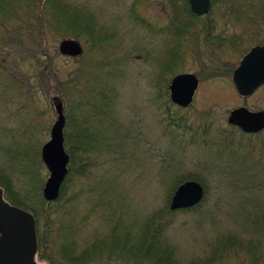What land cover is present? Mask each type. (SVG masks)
<instances>
[{
  "label": "rangeland",
  "instance_id": "obj_1",
  "mask_svg": "<svg viewBox=\"0 0 264 264\" xmlns=\"http://www.w3.org/2000/svg\"><path fill=\"white\" fill-rule=\"evenodd\" d=\"M81 1L94 12L96 23L112 35L107 45L110 55L104 59L111 64L116 87L112 115L116 122L111 134L115 149L126 156L119 160L120 155L115 154L109 163L105 159L89 179L73 183L66 196L72 197L79 188L97 181L95 192L105 189L107 199L112 198L115 203H111L125 212L123 222L136 223L134 232L143 227L150 213L164 206L173 177L198 178L204 185L201 205L192 213L173 214L165 222L174 258L179 264H264V241L259 244L262 238L256 233L255 222L264 217V131L259 137L242 135L226 122L229 111L241 105L264 110V85L242 97L231 77L199 78L192 103L178 109L165 98L160 79L171 75L160 74L158 68L164 35H157V29L169 18L166 0ZM132 3L134 12L145 19L147 28H154V34L128 13ZM3 28L0 26V34ZM230 32L227 28L226 33ZM60 39L50 32L42 33L39 42L46 47L51 63L38 66H32L29 56L40 46L34 38H22V43L0 49V168L8 174L12 171L7 164L13 160L14 148L22 145V133L28 137L26 146L30 142L39 152L50 137L56 118L53 98L62 100L60 71L67 73L77 64L74 57L53 55ZM79 41L85 49L84 39ZM188 53L177 73L197 75L200 66L193 53ZM243 54L230 51L225 57L238 64ZM89 59L100 57L91 55ZM222 142L225 149L219 145ZM43 166L39 176H43L44 185L49 172ZM14 186L16 190L18 186ZM79 201L81 214L84 204ZM253 243L257 245L252 248ZM36 259L39 264H48Z\"/></svg>",
  "mask_w": 264,
  "mask_h": 264
},
{
  "label": "trees",
  "instance_id": "obj_2",
  "mask_svg": "<svg viewBox=\"0 0 264 264\" xmlns=\"http://www.w3.org/2000/svg\"><path fill=\"white\" fill-rule=\"evenodd\" d=\"M166 2L169 18L160 30L157 29V35H164L158 65L160 74L171 75L160 77L167 101H170V79L189 51L200 66L197 73L200 79L223 78L231 77L237 65L226 59V52L241 55L254 44H264V0H211L210 9L204 15L193 14L187 0ZM83 4L81 0H0V26L4 27L0 34V49L7 44L20 43L22 38H34L39 42L45 31L61 39H84L86 43L82 55L74 57L76 66L67 73L60 71L62 77L58 81L65 114L64 148L69 156L67 174L58 197L54 201L43 198V176L39 173L44 166L39 147L30 142L26 146L28 137L24 133L22 145L14 148L13 160L7 164L12 174L0 168V187L7 201L34 216L36 258L48 264H179L174 258V247L165 235V222L173 214L194 212L204 199L190 208L170 210V198L185 180L173 177L164 206L150 213L143 227L134 232L136 223L131 226L123 222L125 212L111 203V200L114 202L112 198L107 199L105 189L95 192L97 181L79 188L72 197L66 196L73 183L85 182L105 159L109 163L113 162L115 154L120 155L119 160L126 156L115 149V136L111 134L116 122L112 116L116 96L113 89L116 87L112 83L115 77L111 64L104 59L110 55L107 45L112 35L96 23L94 12ZM86 6L92 4L86 2ZM134 9L136 6L132 3L128 13L152 33L154 28L150 25L147 28L145 19ZM227 28L231 30L228 34ZM37 46V51L29 55L34 62L32 66L51 63L46 47H42L41 42ZM53 55H60L57 46H54ZM91 55H99L102 60L92 61ZM169 117L172 119L170 114ZM219 145L226 148L223 142ZM186 179L199 181L195 177ZM14 185L18 186L16 190ZM79 199L84 204L81 214ZM94 218L97 225L93 224ZM255 222L256 233L262 238L259 244H262L264 217ZM222 239L231 242L230 238ZM255 245L253 243L252 248ZM223 250L226 249H221L222 253L226 252Z\"/></svg>",
  "mask_w": 264,
  "mask_h": 264
},
{
  "label": "water",
  "instance_id": "obj_3",
  "mask_svg": "<svg viewBox=\"0 0 264 264\" xmlns=\"http://www.w3.org/2000/svg\"><path fill=\"white\" fill-rule=\"evenodd\" d=\"M195 15L208 13L211 0H187ZM57 49L61 55L78 57L83 46L76 38H63ZM236 92L247 97L264 85V44L251 46L240 58L231 75ZM199 85L194 72H178L172 76L168 85L170 101L181 107H188ZM55 120L50 129V137L40 149V158L49 172L42 187V196L46 201H54L67 174L69 156L64 148L63 128L65 115L63 101L53 98ZM227 124L238 127L245 133H257L264 130V110H250L241 105L231 109L226 118ZM204 196L203 185L188 179L174 190L169 209L190 208L199 203ZM36 232L35 219L30 211L11 204L4 198L0 187V264H39L35 258Z\"/></svg>",
  "mask_w": 264,
  "mask_h": 264
},
{
  "label": "flooded vegetation",
  "instance_id": "obj_4",
  "mask_svg": "<svg viewBox=\"0 0 264 264\" xmlns=\"http://www.w3.org/2000/svg\"><path fill=\"white\" fill-rule=\"evenodd\" d=\"M255 45V44H254ZM253 46V45H252ZM264 130H262V131H260V132H257V133H245V132H243L244 134H247V135H259V134H261L262 132H263ZM34 260L37 262V259H36V253H35V258H34ZM39 263V262H38Z\"/></svg>",
  "mask_w": 264,
  "mask_h": 264
}]
</instances>
